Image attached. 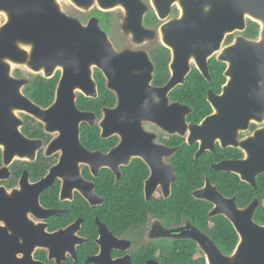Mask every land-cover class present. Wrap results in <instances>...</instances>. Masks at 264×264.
Returning <instances> with one entry per match:
<instances>
[{
	"label": "flooded vegetation",
	"instance_id": "1",
	"mask_svg": "<svg viewBox=\"0 0 264 264\" xmlns=\"http://www.w3.org/2000/svg\"><path fill=\"white\" fill-rule=\"evenodd\" d=\"M140 1L147 8L143 15V27L153 32L152 37L146 36L139 41L140 43L128 33L126 34L131 38L124 36L118 39L117 37L116 41L110 38L113 33L114 36L116 35L118 28L114 23L117 17L111 14L113 11L104 12L97 8L88 15L81 16L80 20L87 26L92 19H98L100 28L108 35L118 52L128 50L134 54L146 53L154 67L149 87L155 91L162 90L175 77L174 53L163 40L162 28L179 20L182 12L179 1L175 0L170 5L168 17L163 20L156 11L153 0ZM97 11L102 14H98ZM127 18L126 11L122 12L120 22H123V26ZM253 25L258 26H256L258 36L249 38L246 33L253 28ZM263 29L260 23L248 18L246 30L241 36L249 42L260 43ZM121 32H124L123 29ZM235 34H226L220 50L208 59L210 80L204 77L194 58H191L189 73L184 81L172 89L167 96L161 93L156 94L154 91L147 100L139 101L142 104L137 106V109H133L131 118L124 116L120 95L109 89L104 74L96 66H92L91 77L96 87L97 97H88L81 90H75L78 110L89 115L87 120L80 123L79 146L81 148L77 146L76 137L72 136L69 139L68 136L49 156L50 145L59 142L62 138L61 133L59 131L48 133L46 126L40 120L28 112L16 111L15 114L17 112L20 114L16 117L18 137L12 142V150L19 152L23 158H14L7 168L6 178L0 180V188L5 189L10 197L15 193L24 194L25 192L28 199L34 203L37 193L33 188L45 182L50 187L39 196V204L41 208L57 211L60 215L44 218L42 212L28 211L24 214L27 224L13 222L11 225L14 233L9 229L10 227L8 228L12 239L17 238V241L26 249L25 244H37L42 240L44 233L48 235L62 233L53 247L55 252L64 253L63 257L57 255L60 257L59 263L56 257L50 259V249L35 247L34 260L42 264H167L172 247L182 243L194 244L196 255L204 258L206 264H209L207 254L194 239L196 233L207 236L224 254L217 243L216 225L212 219L224 218L232 225L238 237L239 234L232 221L225 215L211 216L217 208L213 202L215 193L221 194L227 200L235 199L238 210L247 209L254 200L259 201L258 210L264 209V194L243 204L248 199L250 188L259 192V179L264 175L257 177L256 187H253L233 171H218L215 168L226 165L229 170L242 169L240 164L249 159L247 142L261 130V127L259 122L251 120L246 129L239 128L234 133H221L220 137L212 142L213 149L209 148L198 156L203 142L200 139L191 141L192 133L187 131V126H200L207 118L218 114L216 107L209 102V93L215 97L222 96L224 88L231 80L227 75L230 63L222 61L221 58L225 51L236 43ZM137 66L140 68L147 65L142 61L134 64L133 73L140 77L142 71H137ZM194 72L202 76L208 84L206 101L211 113L201 121L192 118L195 109L188 105L185 98L187 80ZM58 74L61 79L62 70L58 69L55 76ZM37 75L32 81L38 77L46 79L43 74ZM23 76V72L20 76L17 72L15 73L17 79ZM220 77L224 80L221 85ZM101 80L105 83L104 89L114 97V105L108 106L104 103L98 107L88 104L89 106H85V109H81L79 107L81 99L98 100L101 97L103 89ZM32 81L22 89V94L38 106L29 95ZM141 81L142 79H139V83ZM138 87L141 85L138 84ZM176 92H179L177 96ZM56 100L57 90L50 107ZM135 103L138 101L136 100ZM112 110L118 112L115 118L117 127L114 132L107 127L111 124L107 112ZM38 142L41 146L35 153L31 143ZM0 150L3 153V150ZM84 151L104 157L99 168L83 160L81 155L83 156ZM66 153L70 154L68 156H71V153H77L78 156H73L74 160L70 159L67 163H62ZM114 153L119 156L116 164L113 165L117 171L112 168V160L109 158ZM29 155H33L34 159L30 160ZM134 164H140L148 173L142 181L144 201L163 205L162 211L157 214L148 212L142 217L133 213L132 220H126L119 215L114 217L118 227L112 226L106 209L107 190L110 185L120 188L128 181H136V179L132 180L133 177L126 176V170ZM3 166L2 159L0 169ZM227 175L238 179V185L230 181ZM182 177L189 180V185L182 181ZM181 183L184 185L181 186ZM148 188L150 195L147 192ZM190 188H192L191 191H189ZM187 192L194 200V205L188 202L187 194L189 193ZM231 193L237 194L230 196ZM89 194H92L91 200L94 204L87 197L90 196ZM238 194L242 195V200H239ZM119 201L122 202V198ZM170 203L173 204L170 205ZM205 209L209 220L202 222L200 221L201 212ZM254 222L256 223L255 220ZM2 226L8 227L4 223Z\"/></svg>",
	"mask_w": 264,
	"mask_h": 264
},
{
	"label": "water",
	"instance_id": "2",
	"mask_svg": "<svg viewBox=\"0 0 264 264\" xmlns=\"http://www.w3.org/2000/svg\"><path fill=\"white\" fill-rule=\"evenodd\" d=\"M70 1L81 10H90L94 5L104 12L122 8L128 16L123 26L125 33L131 34L138 42L146 36H153V32L143 27V15L147 8L140 0ZM173 1L175 0H153V5L163 20L168 17ZM178 1L182 9L181 18L162 28L163 40L174 53L175 77L166 88L155 91L149 87L154 67L147 54H134L128 50L118 52L108 35L100 28L98 19L94 18L87 26H83L80 21L62 12L58 0H0V13L7 17V22L0 24V149L3 150L4 165L0 169V180L6 178L7 168L14 158H23L19 152L12 150V142L18 137L15 111L28 112L46 126L48 133H61L59 142L50 145L49 156L68 136L69 139L76 137L79 146L80 123L87 120L89 115L78 110L75 90H81L88 97H97L91 77L92 66H96L104 74L109 89L120 95L124 116L131 118L133 109L142 104L139 101L147 100L154 91L167 96L183 82L189 73L191 58H194L204 77L210 80L208 59L220 50L226 34L246 30L247 17L258 20L264 26V0ZM24 47L29 48L30 52L24 50ZM221 60L230 63L227 75L231 80L222 96L215 97L209 93V102L216 107L218 114L207 118L200 126H187V131L192 133L191 141L200 139L203 142L198 156L209 148L213 149L212 142L221 133L246 129L251 120L264 122V29L260 43L240 38L225 51ZM138 61L147 65L140 68L137 66V71H142L140 77L133 73L134 64ZM12 64L26 66L36 74L43 71L46 79L54 78L58 69L62 70L55 104L44 110L27 99L22 94V89L30 82L13 78ZM139 79H142L141 83ZM138 84L141 87L137 88ZM136 100L138 103H135ZM143 105L146 107L145 103ZM117 116L116 110L107 112V117L111 119V124L107 127H110L111 132L116 131ZM32 144L36 153L41 144ZM247 152L249 159L240 164L242 169L229 170L226 165L215 169L233 171L244 182L256 187L257 177L264 175V129L257 131L247 142ZM68 155L70 154L64 155L62 163L74 160L73 156L77 153ZM29 156L30 160L34 159L33 155ZM81 157L98 168L104 158L100 154L85 151ZM118 157L115 153L109 157L114 170L113 165ZM48 187L47 183L42 182L33 188L37 193L34 203L25 192L15 193L10 197L5 189L0 188V264H42L34 260L36 246L50 249V259L56 257L60 262L64 253L55 252L53 247L62 233H44L37 244H25L26 249L17 238L12 239L8 233L9 227L14 233L11 225L13 222L27 224L24 214L28 211L42 212L44 218L60 215L57 211L41 208L39 204V196ZM147 192L149 194V188ZM89 195L87 197L93 203V196ZM213 202L217 208L211 216L222 214L229 218L239 234L240 242L235 252L226 256L207 236L196 233L194 239L204 249L209 264H264V226L253 220L259 201L254 200L247 209L238 210L235 199L227 200L216 192ZM3 223L8 227L2 226Z\"/></svg>",
	"mask_w": 264,
	"mask_h": 264
},
{
	"label": "trees",
	"instance_id": "3",
	"mask_svg": "<svg viewBox=\"0 0 264 264\" xmlns=\"http://www.w3.org/2000/svg\"><path fill=\"white\" fill-rule=\"evenodd\" d=\"M98 14H102L97 11ZM253 25V28L246 33L249 38H256L258 36V26ZM19 76L21 75L20 71H17ZM221 76V74H220ZM60 75L58 74L52 79H44L41 77L36 78L35 81L31 82L29 87V95L31 99L41 108H49L55 99V94L57 90V86L59 84ZM224 82L220 77V85ZM104 81L101 80V86L103 89L101 90V97L98 100H86L81 99L79 103V107L81 109H85V106H89L88 104L95 105L101 107L104 103L108 106H113L115 103L114 97L109 94L107 90L104 89ZM207 82L200 76L198 73L194 72L190 75L187 80V86L185 87V98L188 105L193 106L195 109V113L192 115V118L198 121H201L206 116L210 115L211 109L206 101V92H207ZM179 92H176V96ZM3 153L0 150V167L2 166ZM148 173L145 169L141 167L140 164H134L131 168L126 170V176L133 177L132 180L136 179V181H128L123 184L120 188L119 186L114 187L110 185V188L107 190V206L106 209L109 212L110 220L112 226L118 227L116 221L114 222V217L116 218L119 215H122L124 219L132 220V214H137L139 217L144 216L146 213L157 214L162 211L161 204L154 203H146L143 199V188L142 181L147 177ZM227 178L232 181L235 185H238L239 180L236 178H231L230 175H227ZM182 181L185 184L189 185L188 179L182 177ZM181 183V186L184 185ZM262 183V184H261ZM259 192L250 188V192L248 193V199L244 201L243 204L249 203L256 196H261L264 194V176L259 179ZM192 188L189 189L191 191ZM189 193V192H187ZM237 194L231 193L230 196ZM239 200H242V195L238 194ZM122 198V202L119 199ZM187 200L191 204H195L192 199L190 193L187 194ZM169 204V202H168ZM173 203H170V205ZM121 206V208H120ZM194 216V214H193ZM112 218V219H111ZM209 220L207 218V210L205 209L201 212V220ZM216 225L217 230V243L221 246L222 251L225 255L231 256L238 244L239 237L235 232L232 225L222 217L212 219ZM254 220L256 223L264 225V209H259L255 214ZM183 245V246H182ZM182 245H175L171 249V257L167 264H206L204 258H199L195 253V245L192 243H182Z\"/></svg>",
	"mask_w": 264,
	"mask_h": 264
},
{
	"label": "rangeland",
	"instance_id": "4",
	"mask_svg": "<svg viewBox=\"0 0 264 264\" xmlns=\"http://www.w3.org/2000/svg\"><path fill=\"white\" fill-rule=\"evenodd\" d=\"M96 1V0H95ZM58 5L60 7V9L62 10L63 13H65L67 16L71 17V18H74L78 21H80L82 23L83 26L86 25L85 22H82L80 20V17L81 16H86L88 15L92 10H96L97 9V5H94L90 10H81V9H78L76 8L72 2L70 0H58ZM122 12H124V10L122 8H116L113 10V12L111 14H113L116 18V20L114 21L115 23V26L118 27L116 32H115V36H114V33L110 36V38L114 41L117 40V37L118 39H121V38H124L125 37H130V35L128 36L126 33L124 32H121L122 31V26H123V22H120V19H121V14ZM7 22V17L5 14H0V24L3 25ZM236 35V40L240 39V38H243L241 35L242 33L238 32L235 34ZM17 71H21L24 73V76L21 78V79H26L28 80L29 82L32 81V79H34L36 76H38L36 73L30 71L29 69H27L26 66H19V65H15V64H12L11 65V76L13 78H15V73ZM17 79V78H15ZM16 117H19L20 114L19 112H17L15 114ZM260 124L259 127H261V129H264V122L262 123H258Z\"/></svg>",
	"mask_w": 264,
	"mask_h": 264
},
{
	"label": "bare ground",
	"instance_id": "5",
	"mask_svg": "<svg viewBox=\"0 0 264 264\" xmlns=\"http://www.w3.org/2000/svg\"><path fill=\"white\" fill-rule=\"evenodd\" d=\"M64 1V0H63ZM180 5V4H179ZM181 8V7H180ZM181 12H182V9H181ZM1 14V13H0ZM251 19V20H253V21H255V22H257V23H260L262 26H263V24L261 23V22H259L258 20H255V19H253V18H250V17H247V19ZM263 28H264V26H263ZM24 50H27L28 52H30L29 50V48H27V47H24ZM40 74H44L43 73V71L42 72H40ZM16 112V111H15Z\"/></svg>",
	"mask_w": 264,
	"mask_h": 264
}]
</instances>
